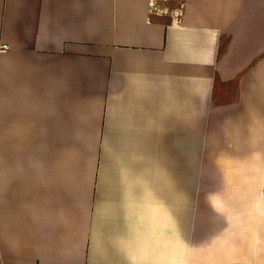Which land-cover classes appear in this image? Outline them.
I'll use <instances>...</instances> for the list:
<instances>
[{"label":"crops","instance_id":"0c3cea01","mask_svg":"<svg viewBox=\"0 0 264 264\" xmlns=\"http://www.w3.org/2000/svg\"><path fill=\"white\" fill-rule=\"evenodd\" d=\"M0 264H264V0H0Z\"/></svg>","mask_w":264,"mask_h":264},{"label":"built area","instance_id":"2783aa9c","mask_svg":"<svg viewBox=\"0 0 264 264\" xmlns=\"http://www.w3.org/2000/svg\"><path fill=\"white\" fill-rule=\"evenodd\" d=\"M0 48L1 49L6 48V45H1Z\"/></svg>","mask_w":264,"mask_h":264}]
</instances>
